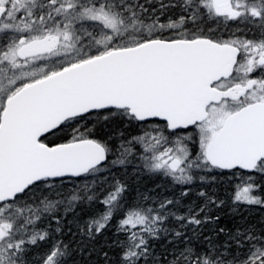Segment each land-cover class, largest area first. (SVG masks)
<instances>
[{
  "label": "snow or ice",
  "instance_id": "1",
  "mask_svg": "<svg viewBox=\"0 0 264 264\" xmlns=\"http://www.w3.org/2000/svg\"><path fill=\"white\" fill-rule=\"evenodd\" d=\"M149 2L0 0V264H264V228L204 234L220 178L234 210L264 206V0ZM129 168L179 194L126 205Z\"/></svg>",
  "mask_w": 264,
  "mask_h": 264
},
{
  "label": "trees",
  "instance_id": "2",
  "mask_svg": "<svg viewBox=\"0 0 264 264\" xmlns=\"http://www.w3.org/2000/svg\"><path fill=\"white\" fill-rule=\"evenodd\" d=\"M141 4L145 3V0H139ZM167 3V0H165ZM159 4V0H150L146 5L149 8L156 7ZM205 29L210 27L211 33H231L236 32L237 29L234 27L225 28L224 25L211 26L207 22L202 25ZM249 28L243 29L244 32L248 31ZM253 29H249V32H252ZM248 32V33H249ZM114 130V129H113ZM125 134L128 135V130L125 129ZM51 139V138H50ZM115 176L118 179L124 180L128 186L129 190L125 195V204L132 205L135 204L140 199V194L151 195L154 199L159 198L165 195H172L175 192L179 194L178 189H173L171 186L165 184L158 176H153L148 173L135 174L129 168L128 172L125 173L123 170L117 169ZM259 182V180H258ZM167 189V190H166ZM232 186L230 181L227 178L218 179L215 184L209 189V191H214L221 199L226 200L225 205L220 209H214L215 214L220 216L218 222L209 223L204 228V234L208 235L211 233L213 228H232L236 227H253L256 231L264 228V206L261 205H246L241 204L239 209L234 210L231 206L230 193ZM196 189L193 188L190 194L184 198L183 205L180 207V212H184L187 207L191 206L193 202L199 204L200 201L196 197ZM104 193H101L103 195ZM257 195H264V193H256ZM103 206L99 203L93 204L91 207H79L77 208L74 214L69 213L67 215V220L65 221V242L71 243L73 247H76L79 241V236L75 238L67 236V228L70 226L73 232H76L80 224H83L84 221L94 214ZM63 210H61V216H63ZM119 218V216L117 217ZM115 221H113V226ZM54 223L52 227L54 228ZM42 227H47V223L42 225ZM110 235V234H109ZM108 237L101 238V241L98 242V247L102 243L103 239ZM223 236L220 237L223 240ZM152 244L155 249L156 258L160 259L171 254V245H169L165 240H153ZM47 245H42L41 247L34 249L35 253H42L45 251ZM38 258V257H34ZM98 256L96 252L92 253L91 258L88 255L83 257L77 255L74 257V264H96ZM112 259L115 260L116 257L112 256Z\"/></svg>",
  "mask_w": 264,
  "mask_h": 264
},
{
  "label": "flooded vegetation",
  "instance_id": "3",
  "mask_svg": "<svg viewBox=\"0 0 264 264\" xmlns=\"http://www.w3.org/2000/svg\"><path fill=\"white\" fill-rule=\"evenodd\" d=\"M209 25H211V26H217V25H219V24H216V23H212L211 21H208L207 22ZM222 25V24H221ZM246 29V28H245ZM245 31V30H244ZM241 32L240 34L241 35H243L244 33H247V35H248V37L249 38H253V36L254 35H256V36H258V35H260L261 33H260V31H258V30H253L252 32H249V29H248V32Z\"/></svg>",
  "mask_w": 264,
  "mask_h": 264
},
{
  "label": "rangeland",
  "instance_id": "4",
  "mask_svg": "<svg viewBox=\"0 0 264 264\" xmlns=\"http://www.w3.org/2000/svg\"><path fill=\"white\" fill-rule=\"evenodd\" d=\"M246 32H248V31H246ZM247 205V204H246Z\"/></svg>",
  "mask_w": 264,
  "mask_h": 264
}]
</instances>
